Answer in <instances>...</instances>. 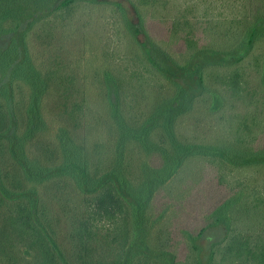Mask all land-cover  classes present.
Masks as SVG:
<instances>
[{"label":"trees","instance_id":"1","mask_svg":"<svg viewBox=\"0 0 264 264\" xmlns=\"http://www.w3.org/2000/svg\"><path fill=\"white\" fill-rule=\"evenodd\" d=\"M104 12L140 72L96 42ZM249 73L264 97V0H0V260L264 264V104L220 125ZM198 109L213 138L182 135ZM198 160L239 182L173 236V184Z\"/></svg>","mask_w":264,"mask_h":264},{"label":"rangeland","instance_id":"2","mask_svg":"<svg viewBox=\"0 0 264 264\" xmlns=\"http://www.w3.org/2000/svg\"><path fill=\"white\" fill-rule=\"evenodd\" d=\"M125 7L128 8L130 18L132 21H137L134 12L132 9L127 5V3L124 4ZM82 19L81 24L79 27L81 28L83 26ZM95 32V40L98 43H101L102 39V46H109L110 49L114 52L115 60L118 59L119 62H121L122 68L125 67V70H131L132 72L139 71L138 66L136 65H128L125 61L127 58V55L124 51V38L122 32H119L120 30V24L117 21V18L115 14L112 12H104L103 14L99 15L98 18L95 19V22L93 24ZM150 28L153 36L157 38L158 40H161L163 36L166 35V26L163 23L160 22H152L150 23ZM85 29V28H84ZM87 29V28H86ZM87 32V31H86ZM86 39H88V34L85 36ZM139 40H143L144 36L140 35L138 36ZM74 50V49H73ZM133 54V52H131ZM89 53L86 54L88 56ZM124 60V61H123ZM132 63V62H131ZM133 64V63H132ZM140 72V71H139ZM249 77V80L253 81L252 73H249L247 75ZM246 80L248 78H245ZM245 80V84L240 85L243 91L242 94L246 95L243 99H233V104L235 105V111L233 109V112L229 114L230 118L225 119L227 123L220 124L221 130L225 131L228 124H231V122L234 121V124H236L238 121H242V118H245L248 120V122L253 121L255 116L258 114L261 106L264 104V97L260 96V91L255 87V81L250 83H247ZM193 84H191L192 86ZM255 90L258 93L254 94L252 91ZM253 94V95H252ZM137 98V97H136ZM252 99L251 102H249V99ZM137 101V99H135ZM139 101H142V96L138 97ZM204 107V106H202ZM206 109H208V106H206ZM204 107V109H205ZM234 107V106H233ZM205 109V111H206ZM200 109L195 113V117L192 116L190 119H187V117L182 120L183 129H181L182 135L188 138H195V137H210L213 138L214 134H209L210 131L209 128H204L202 124L199 128V120H202L200 116ZM209 112V111H208ZM210 113V112H209ZM210 115H212L210 113ZM200 116V117H199ZM215 117V115H212ZM187 119V120H186ZM215 119V118H214ZM196 123V126H189V122ZM206 121V120H204ZM216 121H213L212 123L215 124ZM244 121L241 122V124ZM188 124V126L186 125ZM205 133V134H204ZM202 134V135H201ZM210 135V136H209ZM260 141H258L259 144H261L262 147H264V132L260 135ZM135 158L136 152L133 153ZM187 167L183 170L180 177L174 182L173 188L178 187L176 190H172V193H176L180 190L181 194L178 199L170 200L172 201V206L175 209V213L172 214V220H170L169 225L172 230L173 236H177V230L186 228L191 229L196 227L198 224H201L203 221L204 216L206 213L211 210L217 203L222 201L223 199L227 198L233 193V187L237 185L238 181H234V179L227 175L222 178L223 182H220L219 176L221 173L217 169V167L212 166L211 164L207 163L203 160L198 161H189L187 163ZM224 175V173H223ZM243 175V174H242ZM238 175V178H242V180L247 179L246 176ZM225 176V175H224ZM262 174H257L255 178L259 182H262V186L264 188V182L261 181ZM254 177V176H253ZM249 178V177H248ZM241 180V179H240ZM178 194V195H179ZM165 196V195H164ZM159 201V203L164 202V199ZM170 196V195H167ZM177 196V195H176ZM264 196V192H263ZM169 198V197H168ZM169 200V201H170ZM224 234V227L220 226L217 228H213L208 230L203 239L201 240V245L204 246L205 249H207L212 241L220 239ZM17 262H9L5 260H0V264H29L28 261L24 260V257L17 258ZM13 261V260H12Z\"/></svg>","mask_w":264,"mask_h":264}]
</instances>
